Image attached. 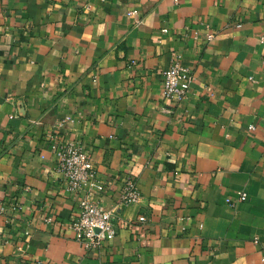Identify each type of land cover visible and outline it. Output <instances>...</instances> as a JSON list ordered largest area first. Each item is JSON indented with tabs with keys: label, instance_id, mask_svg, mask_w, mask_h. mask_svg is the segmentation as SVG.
I'll use <instances>...</instances> for the list:
<instances>
[{
	"label": "crops",
	"instance_id": "1",
	"mask_svg": "<svg viewBox=\"0 0 264 264\" xmlns=\"http://www.w3.org/2000/svg\"><path fill=\"white\" fill-rule=\"evenodd\" d=\"M263 36L264 0H0V264H264ZM176 55L182 102L162 94ZM67 140L115 211L98 250L61 225Z\"/></svg>",
	"mask_w": 264,
	"mask_h": 264
},
{
	"label": "built area",
	"instance_id": "2",
	"mask_svg": "<svg viewBox=\"0 0 264 264\" xmlns=\"http://www.w3.org/2000/svg\"><path fill=\"white\" fill-rule=\"evenodd\" d=\"M138 14L137 9L130 11V15L135 17L136 25L143 23V18L137 17ZM213 36L214 34H208L207 38L212 39ZM194 78L192 69L180 55H176L162 72L163 96L182 102L190 94ZM56 160L57 168L66 180L67 189L78 198L71 216L62 221L61 225L86 249H101L116 237L118 227L114 222L115 211L103 202L102 194L106 190V184L97 174L92 154L80 142L67 140L57 146ZM140 197L136 177L132 174L124 176L118 205L138 202ZM246 198L247 193L243 192L240 199ZM47 221L51 222L52 219Z\"/></svg>",
	"mask_w": 264,
	"mask_h": 264
}]
</instances>
